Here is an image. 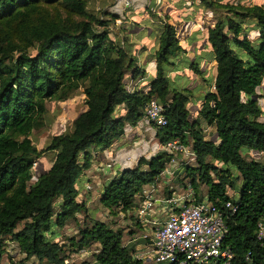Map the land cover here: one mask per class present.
<instances>
[{"label":"trees","instance_id":"obj_1","mask_svg":"<svg viewBox=\"0 0 264 264\" xmlns=\"http://www.w3.org/2000/svg\"><path fill=\"white\" fill-rule=\"evenodd\" d=\"M87 2L0 0V259L9 241L24 260L68 264L69 254L96 242L95 264H140L132 255L136 242L122 243L119 230L96 220L69 241L68 251L56 240V230L85 209L74 184L89 167L92 149L108 148L127 126L144 119L146 105L154 100L166 120L163 126L149 123L157 142L178 138L194 155L193 166L179 167L183 176L176 179L177 187H190L194 202L204 196L222 210L224 242L233 255L229 264H264V250L255 239L257 220L264 215V161L250 156H264V110L256 94L264 79V1H198L201 9L214 13L211 25L203 29L214 77L202 88L193 119L186 107L193 96L186 72L203 84L206 79L198 61L186 58L175 25L146 9L155 73L143 86L128 89L125 80L140 73L132 44L125 35L117 38L116 13L89 10ZM77 94L83 110L66 131L36 149L30 133L45 126L46 103ZM200 121L213 127L216 141L205 136ZM44 151H52L53 158L34 177L32 164ZM168 160L163 151L141 156L102 185L99 203L110 213L128 215L131 233L137 226L132 217L136 196ZM199 184L206 187L203 196ZM227 187L235 189L236 198L226 193ZM227 200L234 211L224 208ZM24 260L8 256L6 264Z\"/></svg>","mask_w":264,"mask_h":264},{"label":"rangeland","instance_id":"obj_2","mask_svg":"<svg viewBox=\"0 0 264 264\" xmlns=\"http://www.w3.org/2000/svg\"><path fill=\"white\" fill-rule=\"evenodd\" d=\"M199 0H130L129 4L126 6L121 0H88L87 7L89 10L98 11L99 9H105L112 12H117L120 16L124 14V12L132 11V14H144V16H148L145 12L149 10L153 15L156 14L161 18L164 17L165 20H170L176 28L178 43L185 50V56L189 60H197L199 63V69L204 72V77L206 79L205 83L200 82L199 78L195 77L189 72H186L188 76V88L189 91L193 94L190 96L186 102V107L188 113L193 115L197 113L198 106L200 104V100L203 95L202 88L206 89L207 85L212 83L214 73H213V60H212V52L211 48L206 42V39L203 34L204 27L210 26L213 22L212 17H214V13L208 10L201 9L197 4ZM221 3L231 2V3H244V4H259L264 0H216ZM185 5L189 7L185 8ZM148 8V9H147ZM147 9V10H146ZM187 11V14L185 12ZM186 15V16H185ZM135 19V18H134ZM138 17H136L137 23L130 21L126 26L133 29L134 27L140 26L138 23ZM116 29V26L113 28ZM253 32L249 31L248 35L250 38L253 36ZM155 46V43H154ZM155 48V47H154ZM182 54V53H181ZM138 79V77L136 78ZM260 87L264 92V84ZM80 95L77 94L73 96L69 100H65L62 102L49 101L46 103V115H45V126L41 129H35L30 133V139L32 143L36 147V149L40 150L44 148L47 144L49 138L58 134L62 131H66L69 128L70 122L72 119L83 110L81 101L79 99ZM263 101H260L261 104ZM264 113V111H263ZM190 117V116H188ZM202 125L204 122L202 121ZM207 134V133H205ZM209 134L206 135V137ZM147 136V135H146ZM145 142L142 143V146H145V149L149 153H151V143H157L156 139L152 141L149 138H144ZM160 151V150H159ZM146 153V152H145ZM52 151H44L41 155L34 159L32 164L33 176L36 177L39 173L44 172L48 165L51 163L53 158ZM253 158L264 161V156L260 154L254 153L250 154ZM180 165L179 167H183L184 165L193 166L194 160L189 159V155L183 156L178 155ZM178 171L180 169H177ZM176 174L175 180L172 182V187H174L176 192H182L183 186L182 184L176 185V179L182 178L183 171H179ZM187 183V180L184 181ZM84 182L82 175H80L76 181L74 186L77 188V197L84 203L85 209L79 211L74 219H70L66 222L63 228L56 230L59 235L56 239L59 243L64 244V248L67 250L68 243L71 239H78L80 235V230L84 229L85 226L89 227L90 220H96L110 228L111 230H119L121 232V241L122 243L128 245L134 242L129 241L133 236L131 235V227L133 226L131 220L128 218V215L123 217V214L118 212L110 213L106 208L101 206L98 201V193L97 188L98 185H91L92 192L88 198L84 196L83 191H86L89 186ZM238 181L236 182V185ZM206 187L203 184H199L198 193L203 196L205 194ZM226 191L229 195H232L234 198L237 197V193L235 189L227 187ZM19 227V226H18ZM133 232V231H132ZM131 236V237H130ZM138 244V243H137ZM135 246V244H134ZM5 250L0 259V264L7 263V257L11 256L14 260H24L23 254L18 251L17 245L14 242H6ZM99 244L90 242L87 247L82 248L78 252H74L68 255L66 262L68 264H95L94 262V254L98 251ZM25 264H39L34 258H28L24 260Z\"/></svg>","mask_w":264,"mask_h":264},{"label":"built area","instance_id":"obj_3","mask_svg":"<svg viewBox=\"0 0 264 264\" xmlns=\"http://www.w3.org/2000/svg\"><path fill=\"white\" fill-rule=\"evenodd\" d=\"M123 2L127 6L130 0ZM144 120L156 126L165 124L161 106L154 100L146 105ZM159 150L168 154L169 160L154 182L136 196L137 205L132 210L137 224L129 240L136 242L133 258L140 264H229L233 255L224 242L222 210L204 196L194 202L190 187L182 192L172 190L180 165L178 155L194 160L190 146L173 138L159 144ZM223 206L235 209L229 200ZM255 239L264 250V215L257 220Z\"/></svg>","mask_w":264,"mask_h":264},{"label":"crops","instance_id":"obj_4","mask_svg":"<svg viewBox=\"0 0 264 264\" xmlns=\"http://www.w3.org/2000/svg\"><path fill=\"white\" fill-rule=\"evenodd\" d=\"M121 2V0H118ZM117 14V12H114ZM118 19L115 20V25L117 29V38L120 35H125L130 43L132 44V54L136 58V65L140 70L138 79L132 80L130 76L125 80L126 88L131 89L133 86H143L148 82L150 78L154 76L155 73V63L152 57L154 52V37H152V30L149 23L148 16L144 14H132V11L124 12L121 16L119 14ZM136 17H138V23L140 26L134 27L133 29L127 27L126 25L132 21L136 22ZM135 18V19H134ZM213 73H214V63H213ZM264 84V79L262 80L260 86ZM256 94L259 95L257 102L258 105L264 110V92L257 87ZM260 101H263L261 104ZM199 107V106H198ZM198 110V109H197ZM197 113L193 115L189 114V118L193 119L196 117ZM203 133L209 134L207 138L216 141V135L214 134V129L212 126L202 125ZM205 134V136L207 135ZM147 135V136H146ZM149 138L155 140L154 128L146 122L144 119L137 122L135 126H127L124 133L113 141V143L105 149L93 148L91 151V159L89 167L85 169L81 175L84 182L89 188L83 191L84 196H88L93 193L91 190V185H98L97 193L99 195L102 185L108 181L111 177L117 175L122 169L132 168L136 160L139 157L148 158L151 155L159 151V143H151V153L142 146L145 142L144 138ZM157 141V139H156ZM146 152V153H145ZM251 155L254 152L250 153ZM259 154V153H257ZM179 169V168H178ZM172 185V182H171Z\"/></svg>","mask_w":264,"mask_h":264}]
</instances>
